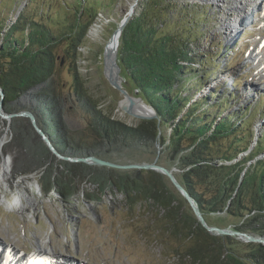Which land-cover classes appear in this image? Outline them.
Instances as JSON below:
<instances>
[{
  "label": "trees",
  "instance_id": "1",
  "mask_svg": "<svg viewBox=\"0 0 264 264\" xmlns=\"http://www.w3.org/2000/svg\"><path fill=\"white\" fill-rule=\"evenodd\" d=\"M18 2L0 0V88L6 115L32 113L55 149L72 160H106L130 149L149 152L154 161L159 143V164L174 171L209 225H219L215 218L220 220L219 214L225 213L238 220L235 230L264 236V159H258L264 155V133L253 146L255 132L247 122L254 118L252 107L260 104L261 97L255 105L230 114L225 110L231 94L216 103V91L195 99L208 80L195 68L204 56L191 48L198 39L188 27L173 20L174 11L180 10L176 1L143 0L141 12L120 38L121 75L158 115V120H141L135 126L98 109L78 71L79 50L101 0H86L82 7L76 0H28L17 11ZM65 44L60 55L58 48ZM66 62L71 63L73 82L71 95L63 97L58 70ZM216 107L223 109L215 114ZM77 110H82L83 128L74 131L66 115ZM9 131L10 140L1 153L15 156L13 177L36 176L42 192L57 196L63 207L73 211L79 193L87 192L82 187L86 184L91 189L87 198L99 201L103 194H121L130 209L141 201L158 208L157 224L167 235L163 245L181 264H264V245L249 244L253 250L248 259L242 257L232 238L214 236L201 226L187 201L161 173L132 169L119 175L117 169L60 160L29 119L17 116L8 121L0 115V142ZM10 166L8 159L5 176Z\"/></svg>",
  "mask_w": 264,
  "mask_h": 264
},
{
  "label": "rangeland",
  "instance_id": "2",
  "mask_svg": "<svg viewBox=\"0 0 264 264\" xmlns=\"http://www.w3.org/2000/svg\"><path fill=\"white\" fill-rule=\"evenodd\" d=\"M76 1L82 7L86 0ZM91 1L87 0L88 3ZM98 1L100 3V0ZM174 1L179 4L180 10L174 11L177 19L173 18V20L179 25L188 27L187 30L192 33L193 38L198 39L190 45L191 48L196 50V55L204 56L202 63L196 61L198 67L195 68L204 73L208 80L205 81V86L195 99L209 96L216 91L213 97L216 103L218 99L231 94L233 97L230 107L227 111L225 110V114H230L242 108L244 111L255 105L259 100L258 97H261L258 101L260 104L255 108L252 107L254 118L252 116L247 117L248 120L245 119L255 132L253 139V146H255L264 133V116H260V113L264 112V73H262L264 67L259 66L256 70H252L254 61H251V57L257 51L253 49L248 55L245 51V44L249 42L251 46L253 43L252 36L249 35L254 27H249L252 30H245L246 28L241 26L237 31L232 28V24L236 21L235 12H228V4L225 2ZM27 2L28 0H19L17 11L23 9ZM101 3L99 8L98 5L93 4L99 10L91 15V19L94 17L92 26L79 50L78 71L87 95L96 102L98 109L114 120L135 126L142 119L125 110L122 102L126 100V96L121 91L124 90L127 95L136 99L140 96L135 94L134 89L122 75L118 89L110 83L105 75V51L107 45L114 41L115 36L112 41L111 38L124 19L128 18L131 21L139 15L141 3L144 2L143 0H101ZM256 8L254 10H257ZM226 13L231 21L229 26L223 22ZM82 15L81 11L79 17L81 18ZM88 18V16L84 18L83 22ZM11 19L12 17L9 18ZM61 25L64 26V19ZM230 28L234 35L232 40L227 37ZM66 48L67 44L60 46L58 53L61 55ZM259 56L256 58H260ZM72 74L71 63L61 64L58 70V81L63 97H68L71 93ZM239 79L242 80L239 81ZM220 109L223 108L216 107L215 114ZM256 112H258L257 115L254 114ZM135 113L138 112L135 111ZM3 114L5 115L4 112ZM66 116L74 131L83 128L82 110L72 113L67 111ZM167 134L169 135V131ZM9 140L10 131L5 135L3 143L0 142V238L12 244L18 252L26 250L27 254H30L29 251L43 247L48 252L65 258L67 264H181L163 245V239L167 235H163L164 233L158 227L157 216L160 212L158 208L141 201L130 209L126 197L121 194L117 196L103 194L99 201H96L87 198L86 195L91 192V189L85 184L82 187L87 190L86 194L85 191L79 193V197L74 202V210L71 211L63 207L57 196L45 195L36 176L18 179L13 177L15 156L1 153L3 144ZM258 145L261 143L258 142ZM160 149H162L161 146ZM248 153L250 151L244 155ZM160 155L161 152L159 157ZM157 156L158 153L155 159ZM263 156H259L258 159H264ZM152 158L149 152L127 149L109 155L105 159L120 165H134L149 163ZM8 159L11 166L5 176L4 163ZM117 170H120L119 175L132 171V169ZM219 215H221L220 220L215 218V224L219 223L215 225L217 227L234 229V226L239 224L238 220L228 217L225 213ZM234 241L231 242L237 244L235 246L239 245L237 249L241 256L248 259L247 255L253 247L239 240ZM2 260L6 262L4 257Z\"/></svg>",
  "mask_w": 264,
  "mask_h": 264
},
{
  "label": "water",
  "instance_id": "3",
  "mask_svg": "<svg viewBox=\"0 0 264 264\" xmlns=\"http://www.w3.org/2000/svg\"><path fill=\"white\" fill-rule=\"evenodd\" d=\"M129 21L130 20L128 18L124 19V21L121 23L119 28L113 34L111 41L114 38L115 34H117V33L119 34V37L121 38L123 30L125 29V27L129 23ZM120 38H119L118 42L116 41L117 44H116L115 52H114V55L112 58H109V60L107 59V50H108L109 44L107 45V48L105 51V75L109 79L110 83L112 85H114L117 89L119 88V82L122 81V78H121L122 70L118 64V53H119ZM110 68H112L111 74H110ZM121 92L123 94L125 93L126 99L128 101L127 102L128 107L125 108V110L129 114H131L135 117H138L142 120H158V115H157L155 109L153 107H151L150 105H148L147 103H145V101L141 97H138L136 99V98H133V97L127 95L124 90H122ZM135 94L137 96H139L138 91H135ZM0 96H1V101H2L0 104V115L5 120H8V121H10L13 117H17V116H22L24 118L25 117L28 118L31 121L36 132L41 136L43 141L46 143L48 149L60 160L70 161V162H74V163H77V162L87 163L89 165L108 167V168H113V169H136V170L155 171V172L161 173L162 175L166 176L170 180V182L174 185V187L178 190V192L182 195V197L187 201V203L189 204L190 208L192 209L195 217L197 218L198 222L210 234L217 236V237H230V238L234 239L235 241L239 240V241L245 242L246 244L264 245V236H260V235H256V234H252V233L240 232V231H237V230L232 229V228H221V227L209 225L207 223L204 215L202 214L198 204L196 203V201L191 197V195L188 193V191L176 179V177L173 173L174 171L169 170L166 167L159 164V154L161 152L159 143L156 146L157 150H158V152H157L158 156L152 163L134 164V165H120V164L112 163L110 161L103 160V159H100L97 157L72 160V159H69L67 157H64L55 149V147L53 146V144L51 143L49 138L46 136V134L43 132V130H41V128L37 125L35 116L32 113L23 112V113L16 114V115H6V114L4 115L2 112L3 111L4 92L1 88H0ZM136 100L140 101L147 108L149 113L144 114L142 116L134 115L132 110H133V106L135 105ZM1 143H3V141ZM252 149H253V147L251 148V150Z\"/></svg>",
  "mask_w": 264,
  "mask_h": 264
},
{
  "label": "bare ground",
  "instance_id": "4",
  "mask_svg": "<svg viewBox=\"0 0 264 264\" xmlns=\"http://www.w3.org/2000/svg\"><path fill=\"white\" fill-rule=\"evenodd\" d=\"M207 1L208 2L209 1H212V2L215 1V3H217L219 1V2H225V3L228 4L227 11L228 12L229 11L235 12V17H236L235 20L236 21L232 24V26H233L232 28H235L236 31L239 30L241 28V26L243 27L244 23H249L250 21L253 20V18L255 16V12H249V10L255 9L257 7V4H258L257 3L258 0H234L233 2L231 0H207ZM240 6H242V7L240 8ZM236 12H237V15H236ZM252 13H253V15H252ZM247 15H250V17H247ZM223 22H224L225 25L226 24L228 26L231 25V21H229L227 13L225 14ZM236 25H238V26H236ZM232 32L233 31L230 28V33L227 34V37L230 40H232L233 37H234V35H232ZM119 38H120L119 34L117 33L115 35L114 41L109 45L108 50H107V59L108 60H109V58L113 57L114 52H115V48H116V44L119 41ZM253 49H254V51L255 50L257 51L255 53V55H257L258 52L260 51L259 46H254ZM256 59H259V58L257 57ZM251 61H254V58L253 59L251 58ZM257 64L262 65L259 62ZM262 67H264V65H262ZM111 73H112V68H110V74ZM127 102H128L127 99L122 102V104H124V106H123L124 108L128 107ZM135 111L138 112V113H135ZM132 112L134 113V115H137V116H139V114H140V116H142L144 114L149 113L147 108L140 101H135V105L133 106ZM40 253H41L40 256L44 258L43 259L44 262L42 260V261L37 262L36 264H51L52 256L48 253V251L45 248L41 247ZM65 262H66V260H65ZM1 263H4V261L2 260ZM9 264H11V263H9ZM21 264H25V262L23 263V261H21Z\"/></svg>",
  "mask_w": 264,
  "mask_h": 264
},
{
  "label": "built area",
  "instance_id": "5",
  "mask_svg": "<svg viewBox=\"0 0 264 264\" xmlns=\"http://www.w3.org/2000/svg\"><path fill=\"white\" fill-rule=\"evenodd\" d=\"M215 3V2H214Z\"/></svg>",
  "mask_w": 264,
  "mask_h": 264
}]
</instances>
